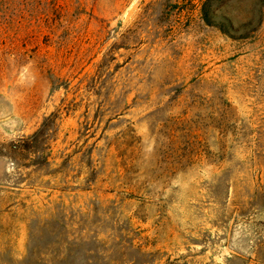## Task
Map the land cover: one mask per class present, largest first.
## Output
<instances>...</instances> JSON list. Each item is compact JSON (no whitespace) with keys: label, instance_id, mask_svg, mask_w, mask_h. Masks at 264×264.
<instances>
[{"label":"rangeland","instance_id":"obj_1","mask_svg":"<svg viewBox=\"0 0 264 264\" xmlns=\"http://www.w3.org/2000/svg\"><path fill=\"white\" fill-rule=\"evenodd\" d=\"M0 264H264V0H0Z\"/></svg>","mask_w":264,"mask_h":264}]
</instances>
